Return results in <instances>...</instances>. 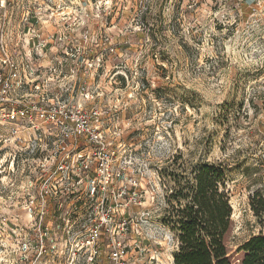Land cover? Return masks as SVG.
Instances as JSON below:
<instances>
[{
  "label": "rangeland",
  "instance_id": "obj_1",
  "mask_svg": "<svg viewBox=\"0 0 264 264\" xmlns=\"http://www.w3.org/2000/svg\"><path fill=\"white\" fill-rule=\"evenodd\" d=\"M0 81V264H173L200 162L227 167L233 264L264 232V0H0Z\"/></svg>",
  "mask_w": 264,
  "mask_h": 264
},
{
  "label": "trees",
  "instance_id": "obj_2",
  "mask_svg": "<svg viewBox=\"0 0 264 264\" xmlns=\"http://www.w3.org/2000/svg\"><path fill=\"white\" fill-rule=\"evenodd\" d=\"M173 179L176 186L169 190L163 216L177 242L173 264H233L225 244L232 215L227 167L200 162L190 169L182 167ZM249 205L264 227V189L253 193ZM236 252L239 264H264V232L247 239Z\"/></svg>",
  "mask_w": 264,
  "mask_h": 264
},
{
  "label": "built area",
  "instance_id": "obj_3",
  "mask_svg": "<svg viewBox=\"0 0 264 264\" xmlns=\"http://www.w3.org/2000/svg\"><path fill=\"white\" fill-rule=\"evenodd\" d=\"M1 82V81H0ZM48 112L49 111H47V114H48ZM51 123L52 124H56V123H59V124H62V120H64V118H62L61 116H62V111H60V109L57 107V108H53L52 110H51ZM50 135H52V134H50ZM66 136V135H65ZM95 140H96V137H95ZM103 149H94L95 150V152L96 151H98L99 152V155H100V159L101 160H108L109 159V156H110V150L108 149V147H106V144H104L103 146ZM105 147H106V149H105ZM83 149V148H82ZM36 152H38V151H36ZM94 152V153H95ZM56 153H58V154H60L59 156L62 158V159H60V161H55L54 163H56L57 165H59V169H61V170H63V168H64V165L65 164H67V159H69V164H73V161H72V159L70 158V156H69V154H70V152L69 151H66L65 149H60V150H58ZM75 155V154H74ZM66 158V159H65ZM81 159H82V157H81ZM58 160H59V157H58ZM88 169V167L86 168V170ZM83 172V171H82ZM55 173L56 174H58L59 176L61 175V173H60V171H55ZM68 175V178H69V180H70V177H69V173L67 174ZM58 176V177H59ZM72 178H74V180L76 181V177H72ZM60 180H62L61 178H59ZM99 189V188H98ZM96 193V190L94 189L93 191H92V195H94ZM91 221H93V220H91ZM96 227H97V224H95V223H91L90 224V227H89V229H91V230H93V229H96ZM90 230V231H91Z\"/></svg>",
  "mask_w": 264,
  "mask_h": 264
}]
</instances>
